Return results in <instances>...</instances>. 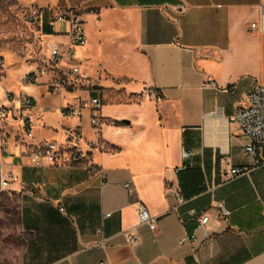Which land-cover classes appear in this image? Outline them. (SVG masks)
Segmentation results:
<instances>
[{"label":"crops","instance_id":"0c3cea01","mask_svg":"<svg viewBox=\"0 0 264 264\" xmlns=\"http://www.w3.org/2000/svg\"><path fill=\"white\" fill-rule=\"evenodd\" d=\"M36 3L80 11L87 42L76 47L75 62L88 78L62 93L49 91L48 79L22 81L25 74L16 85L1 86L36 99L30 112L36 142L79 143L90 165L32 166L31 140L20 119L10 123L21 136L11 153L0 150V167L14 173L8 191L19 204L17 226L3 231L21 235V245L6 248L3 257L14 264H264V166L247 152V138L232 119L248 91L264 84L256 77L264 0ZM252 22L258 27L250 33ZM52 25L48 36L66 48L67 26ZM101 72L127 83L90 80ZM80 95L103 102L100 147L86 141L94 136L90 110L82 118L61 112ZM77 125L84 139L72 133ZM184 149L190 157L182 156ZM239 165L249 171L226 172ZM219 202L229 215L215 207ZM141 204L156 216V229L140 222ZM191 209L207 212L208 223L200 224ZM128 230L137 234L136 244L127 240Z\"/></svg>","mask_w":264,"mask_h":264},{"label":"built area","instance_id":"2783aa9c","mask_svg":"<svg viewBox=\"0 0 264 264\" xmlns=\"http://www.w3.org/2000/svg\"><path fill=\"white\" fill-rule=\"evenodd\" d=\"M36 16L40 12L36 10ZM64 23L67 26V34L69 36V45L66 48L62 47L61 42L49 40L47 43L48 63L50 69L36 70V72H28L23 76L25 82H38L41 75L48 76L47 84L51 92H68L88 78L82 71L80 64L76 61V47L83 46L87 42L85 20L79 10L69 8L58 14L56 21ZM258 27V22H252L248 27L251 33ZM64 61L73 62L68 68L62 67ZM2 61L0 60V67ZM2 78L0 70V80ZM8 104H3L0 107V112L3 115L8 114L10 109L17 107L19 112L20 125L23 136L29 139L28 149L31 165L34 167H44L46 165L70 166L83 157L88 152H84L81 147L71 145L67 142H59L54 139L35 140L33 118L30 112L36 107V99L28 94H15L11 91L6 92ZM103 102L98 96L83 97L77 96L71 102L61 106V112L65 116L82 118L85 110L91 111L90 125L94 130V136L87 141L91 148L100 147L103 142L102 125L105 122L101 114ZM232 119L236 122L243 135L247 138L246 150L250 153L256 164L264 166V84H256L252 87L242 101L238 102ZM4 124V122H3ZM73 134L78 139H84V133L81 125L73 128ZM16 135L5 132L0 135V150L3 153H11L12 146L16 144ZM191 150L184 149L182 156L190 157ZM182 166L181 168H184ZM249 171L245 165L234 166L226 169L232 177L239 176ZM14 173L0 167V191L6 190L10 182L14 179ZM132 189L131 186H129ZM179 191V190H177ZM224 216L230 214V210L225 208L223 202H219L216 206ZM190 215L195 217L200 224H207L209 214L207 212H198L195 209L189 211ZM139 219L141 223H146L151 229H156V216L151 214L147 207L141 204L139 209ZM207 233V231H206ZM194 234L192 238H194ZM127 240L136 244L138 236L135 232L127 231ZM183 241V240H182Z\"/></svg>","mask_w":264,"mask_h":264},{"label":"rangeland","instance_id":"374dc122","mask_svg":"<svg viewBox=\"0 0 264 264\" xmlns=\"http://www.w3.org/2000/svg\"><path fill=\"white\" fill-rule=\"evenodd\" d=\"M66 9L67 8L51 9L47 14L48 19L53 22L56 21L58 14ZM36 10L40 12V15L45 11L44 8L36 3V0H0V60L2 61L0 67L2 75L0 80V107L3 104H8L6 92L9 91L8 89L2 91L1 85L14 86L17 84V80L20 76L28 72H36V70L41 71L42 69L51 68V65L48 63L47 43L49 39L56 40L50 38L44 31L42 16H36ZM108 49L109 46L106 45L104 51H108ZM257 63L259 64V69L256 74L257 80L259 82H264V50H262ZM23 67L26 68L24 71H22ZM103 78L110 84L117 83L121 85L127 83V80L118 78L109 72H101L97 77L91 76L90 80L100 84ZM45 79H48V76L41 75V77L38 78V82ZM21 80L23 81L22 78ZM17 93L15 92V94ZM119 96L125 100L128 99L126 93L124 95L120 92ZM17 112L18 111H14L13 109H10L6 115L0 112V135L7 132L9 126H12L10 124L11 122L17 125L19 124ZM104 119L107 121L105 116ZM4 121H6L5 126L3 124ZM33 125H35L34 121ZM12 128L14 129L12 130V134H19L18 137H20V129L15 130L17 127L13 126ZM89 138L87 137L86 141H89ZM77 146L81 147L79 143ZM26 163H29V159L26 160ZM73 165L89 166L88 153L85 157L74 161L70 166ZM29 176L31 179V173ZM27 189L33 190L31 186ZM18 204L17 198H12L8 189L0 191V264H14L10 259L4 258L3 255L9 254L6 248H10L13 245L17 247L21 245V235L17 236L3 231V229H11L17 226L15 211ZM13 255L17 257L19 251H13Z\"/></svg>","mask_w":264,"mask_h":264},{"label":"trees","instance_id":"16d2710c","mask_svg":"<svg viewBox=\"0 0 264 264\" xmlns=\"http://www.w3.org/2000/svg\"><path fill=\"white\" fill-rule=\"evenodd\" d=\"M48 10H45L42 16L43 19V29L47 34L53 33V25L51 24L50 20L48 19ZM186 167V165H185Z\"/></svg>","mask_w":264,"mask_h":264},{"label":"bare ground","instance_id":"6f19581e","mask_svg":"<svg viewBox=\"0 0 264 264\" xmlns=\"http://www.w3.org/2000/svg\"><path fill=\"white\" fill-rule=\"evenodd\" d=\"M2 90H4V89H2Z\"/></svg>","mask_w":264,"mask_h":264}]
</instances>
